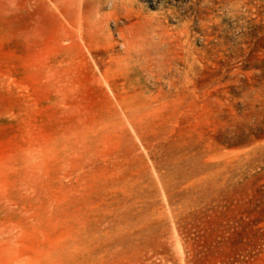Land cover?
<instances>
[{
  "label": "rangeland",
  "instance_id": "1",
  "mask_svg": "<svg viewBox=\"0 0 264 264\" xmlns=\"http://www.w3.org/2000/svg\"><path fill=\"white\" fill-rule=\"evenodd\" d=\"M0 264H264V0H0Z\"/></svg>",
  "mask_w": 264,
  "mask_h": 264
}]
</instances>
